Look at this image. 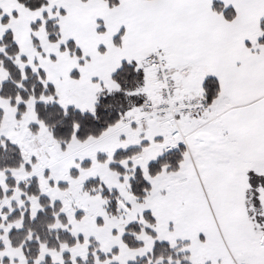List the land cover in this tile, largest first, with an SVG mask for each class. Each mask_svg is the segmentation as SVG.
Instances as JSON below:
<instances>
[{"label":"snow or ice","instance_id":"1","mask_svg":"<svg viewBox=\"0 0 264 264\" xmlns=\"http://www.w3.org/2000/svg\"><path fill=\"white\" fill-rule=\"evenodd\" d=\"M0 264H264V0H0Z\"/></svg>","mask_w":264,"mask_h":264}]
</instances>
